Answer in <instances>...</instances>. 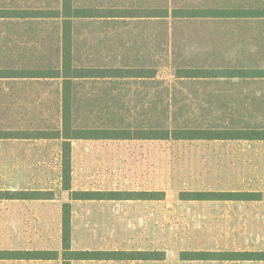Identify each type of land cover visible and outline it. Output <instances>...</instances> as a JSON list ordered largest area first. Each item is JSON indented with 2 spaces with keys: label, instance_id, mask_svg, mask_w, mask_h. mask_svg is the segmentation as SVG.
Instances as JSON below:
<instances>
[{
  "label": "rangeland",
  "instance_id": "1",
  "mask_svg": "<svg viewBox=\"0 0 264 264\" xmlns=\"http://www.w3.org/2000/svg\"><path fill=\"white\" fill-rule=\"evenodd\" d=\"M166 1L96 0L92 4L114 7L133 3L137 7L170 5L172 8L206 10L234 6L235 0H171V4ZM76 2L85 5L86 1ZM260 5L264 8V1ZM178 23H80L77 27L80 34L75 36L79 45L77 59L81 66L157 69V81L123 82L124 89H129L125 91V99L132 102L116 103V106L125 112L131 110V121L134 120L135 125H156L154 110L166 111L170 108L172 111L173 108L180 111L178 123L181 128L221 129L231 131L230 134L248 131L249 128H241L243 125L258 126L260 123L264 128V113L253 119L252 113L218 111L216 108L219 106L211 101V90L217 89L212 82L176 79L179 70L184 75L195 67L213 71L214 74L227 71L217 70L221 64H212L211 57L205 58L204 54L196 61L193 55L199 52L191 55L190 49L180 45V39L187 31L184 27L182 30L183 21ZM42 26L39 27L42 30H38L41 36L35 40V45L41 46V39L46 38L48 48L57 44L54 33L60 29L58 24L54 22ZM186 26L187 30L192 28L189 23ZM26 28L30 29L29 26ZM25 33L23 29H14L8 24L0 26V46L7 47L4 55L22 53L20 49L14 51L12 43L16 41L19 46L22 43L18 40L27 41L23 38ZM8 39H11V44ZM191 39L193 37L188 32L185 41ZM20 59L19 56L4 58L5 62H19ZM220 86L225 87V84ZM196 87L200 93L194 96V101L186 95L183 97V89L189 95V90ZM58 92V82L16 85L0 82V131L58 128ZM93 93L108 94L99 89L93 90ZM172 94L175 96L169 97ZM94 96L78 102L79 110L107 111L103 114L95 112L93 116L81 111L78 126L102 127L99 124L114 123L113 117L123 112L113 111L108 99L93 100ZM168 97L175 98L174 102H168ZM158 98H163V101ZM222 104L231 109L226 102ZM260 116H263L261 120ZM165 123L172 125L175 122L169 119ZM71 148L73 192H115L120 197L135 192L142 193L147 199L71 200L70 192L63 189L61 140L1 139L0 191H52L54 199L0 201V251L31 252L34 257L49 258H55L57 253L59 258L5 259L0 260V264H65L63 216L67 203L71 205L72 251L159 253L163 259L72 261L70 264H264L238 260L241 259L238 253L249 250H260L264 255V203L259 206L210 199L251 191H263L264 195V174L255 170L257 164H264V159L257 161L234 155L243 151L235 143L203 140H80L73 141ZM211 193L216 194L210 196ZM194 194L197 195L195 198L209 199L188 200L193 199ZM256 215L262 217L261 224H255L253 218ZM41 252H48L49 255L43 256Z\"/></svg>",
  "mask_w": 264,
  "mask_h": 264
},
{
  "label": "trees",
  "instance_id": "2",
  "mask_svg": "<svg viewBox=\"0 0 264 264\" xmlns=\"http://www.w3.org/2000/svg\"><path fill=\"white\" fill-rule=\"evenodd\" d=\"M78 0H57L56 7L54 0H0V26L8 24L14 29H23L26 33L23 38L27 41L18 40L21 45L17 46L16 41L12 43L14 51L20 49V55H4L7 47L0 46V82L7 81L17 83L33 84L34 82H58L59 103L58 116L60 125L54 129H30V130H9L0 131V140L19 139V140H61L63 148V189L70 192L71 200L74 201H130L145 200L142 193H126V197H120L115 192H73L71 188V144L74 140H153V141H198L215 140L233 137L226 131L218 129L201 128H181L179 126V110L172 111L154 110V120L157 124L149 127L135 125L133 113L125 112L116 103H131L132 100L125 98L123 84L125 82H147L157 81V69L144 67H100V66H81L77 53L79 45L75 41L78 36V26L83 23L94 24V22H176L187 19H204L229 17L230 14L222 9H198L180 7H137L133 5H117L114 7H104L92 4V1L85 0V5H78ZM100 1V0H99ZM123 1V0H122ZM131 1V0H128ZM149 1V0H148ZM90 2V3H88ZM133 2V0H132ZM166 2L171 4V0ZM46 22V23H45ZM56 22L60 29L56 31L58 42L51 47L46 46V39H41V46L35 45V40L41 36L38 30L42 25ZM30 27V29L26 27ZM12 34V32H11ZM176 34V32H175ZM13 35V34H12ZM3 36V35H2ZM50 36V35H48ZM169 36V35H168ZM44 42V43H43ZM11 44V39H8ZM25 43V45H24ZM32 44V45H31ZM23 49V50H21ZM13 54V55H12ZM37 55V56H36ZM21 57L19 62L13 60L5 62L6 57ZM213 71H208L198 67L187 70L183 75L180 70L176 74L178 81L184 80H203L211 81ZM124 82V83H123ZM102 90L108 94L99 95L93 90ZM88 90L89 93L81 92ZM131 91V89H130ZM95 95L93 100L108 99L112 103L113 111H123L115 115L114 123H101L99 126H78L80 123L81 111L92 116L95 112L104 113L107 110H79L78 102L89 100L90 96ZM106 96V97H104ZM175 96L174 94L169 97ZM159 97L161 95L159 94ZM167 97V96H166ZM167 98L168 102H174L175 98ZM163 101V98H158ZM157 101V100H156ZM126 110V109H125ZM175 110V111H173ZM113 112V113H115ZM125 112V113H124ZM112 114V111L110 112ZM118 115L121 117L119 118ZM172 119L175 123L166 125V120ZM164 120V122H163ZM131 121V122H130ZM123 123V124H122ZM127 123V124H125ZM178 123V124H177ZM125 125V126H124ZM135 125V126H134ZM212 194L216 193H211ZM188 200H208L209 198H195ZM215 196V195H213ZM220 201H256L259 195L255 193H228ZM54 199L52 191H0V201H50ZM153 199V198H151ZM156 200V199H155ZM63 216V260L65 264L72 261H161L159 253L144 252H118V251H72L71 250V211L70 203L65 204ZM41 255L48 256V252H41ZM243 261H264L262 253H238ZM10 256V257H7ZM13 256V257H12ZM200 257L201 255H196ZM55 258L34 257L31 252L8 253L0 251V260H53ZM200 260V259H197Z\"/></svg>",
  "mask_w": 264,
  "mask_h": 264
},
{
  "label": "crops",
  "instance_id": "3",
  "mask_svg": "<svg viewBox=\"0 0 264 264\" xmlns=\"http://www.w3.org/2000/svg\"><path fill=\"white\" fill-rule=\"evenodd\" d=\"M246 1L247 2H239L235 0V7L215 8L227 11V13L230 14L229 17L182 20L184 22L182 30L184 27L187 34L183 36L185 39H180V45L190 49L191 55L195 52H199V54L193 55V57L197 58L196 61L204 54L205 58L211 57L210 62L212 64H221L217 70H227L220 74L213 73V76H218V78H213L210 81L212 82V86L215 84V87H217L213 92L211 90V101H213V105L219 106L216 108L218 111L233 110L252 113V118L257 119L261 113H264V8L260 5L264 0ZM187 23L192 26L189 30L186 29ZM205 26L207 27L206 30L202 31L201 28ZM188 32L192 35L193 39L185 41L188 37ZM221 84H225V87H221ZM183 90V97L185 95L191 97L192 101H194V96L200 93L198 87L189 90V95L185 93L186 89ZM222 102L229 104L231 109H226V106L223 104L220 105ZM191 105L195 106L193 102H191ZM188 110L190 112L192 111L191 109ZM262 117L260 116V120ZM217 127L220 126L218 125ZM241 128L249 129H247L248 131H242L244 133L236 132L235 134H229L233 136L230 138L203 141L221 144L235 143L238 144L239 148L243 151L242 153H236L234 155L239 157H250L257 161L263 160V125L260 123L258 126L243 125ZM218 130L228 133L231 132L228 130ZM75 141L77 140H74V142ZM241 145H243V147H241ZM250 167L253 169L251 165ZM255 170H258L259 174H264V164H257ZM254 192H257L255 194L259 195V200L240 201L239 203L259 204V206L263 204V191ZM254 192L251 191V193ZM261 218V216L256 215L255 219L253 218L255 224H261ZM259 234H261V232H259ZM246 252L262 253L263 251L249 250ZM245 262L264 263V261Z\"/></svg>",
  "mask_w": 264,
  "mask_h": 264
}]
</instances>
